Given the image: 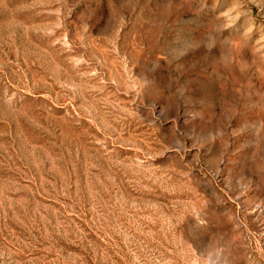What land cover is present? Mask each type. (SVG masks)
<instances>
[{
	"label": "rangeland",
	"instance_id": "rangeland-1",
	"mask_svg": "<svg viewBox=\"0 0 264 264\" xmlns=\"http://www.w3.org/2000/svg\"><path fill=\"white\" fill-rule=\"evenodd\" d=\"M0 264H264V0H0Z\"/></svg>",
	"mask_w": 264,
	"mask_h": 264
}]
</instances>
